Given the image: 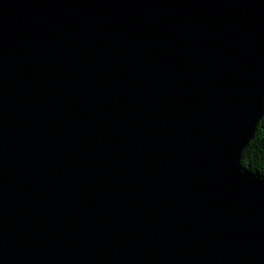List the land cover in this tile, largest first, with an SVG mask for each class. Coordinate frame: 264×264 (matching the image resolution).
Wrapping results in <instances>:
<instances>
[{
  "label": "water",
  "instance_id": "obj_1",
  "mask_svg": "<svg viewBox=\"0 0 264 264\" xmlns=\"http://www.w3.org/2000/svg\"><path fill=\"white\" fill-rule=\"evenodd\" d=\"M264 0H0V264H264Z\"/></svg>",
  "mask_w": 264,
  "mask_h": 264
},
{
  "label": "trees",
  "instance_id": "obj_2",
  "mask_svg": "<svg viewBox=\"0 0 264 264\" xmlns=\"http://www.w3.org/2000/svg\"><path fill=\"white\" fill-rule=\"evenodd\" d=\"M241 164L253 177L264 184V109L253 138L243 152Z\"/></svg>",
  "mask_w": 264,
  "mask_h": 264
}]
</instances>
